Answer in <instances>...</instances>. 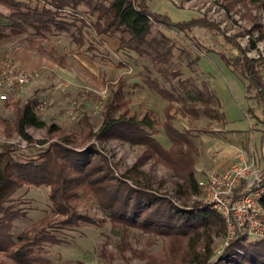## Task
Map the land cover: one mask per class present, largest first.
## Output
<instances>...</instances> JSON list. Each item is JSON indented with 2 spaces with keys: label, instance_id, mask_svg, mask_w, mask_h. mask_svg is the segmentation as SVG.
Here are the masks:
<instances>
[{
  "label": "rangeland",
  "instance_id": "374dc122",
  "mask_svg": "<svg viewBox=\"0 0 264 264\" xmlns=\"http://www.w3.org/2000/svg\"><path fill=\"white\" fill-rule=\"evenodd\" d=\"M26 1L32 5L45 4V0ZM147 1L153 10L167 13L175 20L203 15L220 32L237 41L245 54L264 57V0ZM62 13L67 19H72L73 15L78 17V26H81V19L86 21V26L83 25L84 46H78L71 33L66 31L42 36L31 28L17 34L11 33L9 27L5 29L9 35L0 42V66L6 58H13L27 68L30 77L20 92H9L7 100L0 98V143H19L22 147L16 150V156L21 161L30 160L54 143H64L70 150L64 152L67 158H59V162L65 166L66 188L71 189L67 205L91 221L78 218L74 224L56 222L58 217L52 215L51 186L25 183L5 203L7 208L22 213L13 219L11 234L17 237L44 217L53 222V226L47 227L53 238L42 244V256L37 264H164L181 260L190 240L182 226L179 232L168 233L129 220L115 221L101 197L109 204L115 203L120 196L130 193L125 183L135 186L137 183L163 198L156 204L157 209H152L151 218L155 220L150 223L158 225V221L165 222V219L172 223L171 226H176L179 223L176 214L167 219L158 216V212L168 209L165 206L168 198L174 206L180 207L173 208V212L185 213L198 202L201 208L204 207L201 193L196 195L187 189L186 174L193 169L199 181L214 172L204 170L201 173L197 165L204 162L207 168L213 167L220 158L221 144L229 142L234 151L236 145L242 149L238 152L242 156L233 164L241 158H248L264 167V108L249 96L248 77L220 55L240 51L223 38L214 45L204 29L183 31L154 22L148 40L160 39L162 51L171 48L164 61H156L152 57L155 54L153 48H150L151 55H141L122 45L119 34H97L90 25L97 12L90 11L87 4L82 3L75 10L63 9ZM198 40L203 45L198 46ZM21 51L28 53L29 66L17 58ZM60 55H65L63 65L58 63ZM261 71L264 74V65ZM148 77L174 97H166L149 86L146 83ZM122 82L129 114L141 118L151 111L157 125L146 130L167 149L172 142L164 127L166 106L173 105L169 112L171 121L191 143L184 146L191 157L185 170L182 165L173 167L146 143L128 139L113 130L101 134L107 97L113 89H119ZM196 87L217 91L225 117L205 115L201 112V102L197 104L199 115L184 108V103L191 102L186 89L192 91ZM4 90L0 85V94ZM28 100L34 102L37 115L46 122L42 127H27L37 141L34 148L28 147L16 124L19 110ZM123 111L121 108L112 113L118 117ZM207 147H212L211 157L206 153ZM71 151L73 153H69ZM75 155H80L81 163L85 161L84 165L89 163L87 166L93 168L90 179L96 189L86 188L87 178H80L84 172L73 169L77 163ZM180 220L183 221L181 215ZM197 227L202 232L210 228L214 239L213 253L206 264H264V255L257 256L253 252V245L264 236L243 234L226 250L230 244L226 238L227 227L224 230L219 224H199ZM202 245L201 239L198 253L203 252ZM0 264L25 263H16L0 253Z\"/></svg>",
  "mask_w": 264,
  "mask_h": 264
},
{
  "label": "trees",
  "instance_id": "16d2710c",
  "mask_svg": "<svg viewBox=\"0 0 264 264\" xmlns=\"http://www.w3.org/2000/svg\"><path fill=\"white\" fill-rule=\"evenodd\" d=\"M107 1L45 0V4L43 5H32L26 0H0V7L3 8L0 9V42L9 35L5 31L7 27L10 28L13 34L31 28L36 34L42 36H46L47 33L55 34L59 31L70 32L73 40L78 46L82 47L86 39L83 31V25L85 24L86 26V21L81 19V26H78V17L73 15L72 19H67V15L62 13L63 9L75 10L82 3L87 4L93 13L97 12L95 21L90 23L97 34H119L122 45L135 50L141 55H151L150 48H153L155 54L152 57L156 61H164L171 51V48L168 47L165 51H162L159 46L161 43L160 39L148 40L147 36L152 32L151 28L154 22L176 27L183 31H192L195 28H201L211 36L210 38L214 45H218L219 40L223 38L226 43L239 49V53L233 54L230 51L228 53L223 52L220 55L235 70L248 77L249 96L254 98L264 108V74L261 71V67L264 65V57L254 58L245 54L237 41L233 40L229 35L220 32L217 26L207 20L203 15H195L185 20H175L167 13L153 10L147 0H109L108 3ZM72 28H75V30ZM201 45L203 43L199 42L198 46ZM58 60L60 64H64V55H60ZM146 83L155 88L160 94L166 95V97H174L166 89L158 86V84H154L149 77ZM123 86L124 82L120 84L119 89H113L107 97L104 120L100 128L101 134L103 135L113 130L120 133V135L128 137V139L139 140L142 143H146L173 167L177 168V165H182V168L185 170L188 160L191 157L189 151L184 146L191 143L171 121L172 115L169 112L173 105L169 103L166 106L167 120L164 123V127L166 134L172 142L170 148L167 149L146 130L147 128L152 129L157 125L156 119L152 117L151 111H147L141 118H138L137 114H129V102L123 94ZM186 93L187 97L191 99V102L184 103L183 106L188 111L199 115L200 112H198L199 108L197 104L201 102L203 104L201 112L205 115L212 118L225 117V111L222 109L221 100L216 90L196 87L192 91L187 88ZM33 104L34 102L32 100L25 102L20 108L16 120L17 130L23 139L27 141L28 147L30 148H34L37 145V141L27 131V127L29 125L39 127L46 125V122L37 115ZM121 108L124 111L118 117L114 116L112 111ZM63 144L54 143L52 147L44 148L41 152H37V155L30 160L21 161L16 156V150L22 147L19 143H0V253H4L16 263L37 264L42 256V244L53 238V235L49 234L47 230L48 226H53V222L48 221V217L42 218L32 227L24 232H20L17 237L11 234L13 219L19 217L22 213H19V210L7 208L5 203L9 200L11 194L23 186V184L46 183L51 186L52 193L50 198L54 204L52 215L58 217L56 222L60 224H74L77 223L78 218L91 221V219L83 215H78L74 209H71L69 204L67 205L66 200L70 195L69 192L71 189L66 188L68 183V179L65 177L66 170L65 166L59 162V158H67L66 156L68 155L64 152H68L70 149ZM69 153L73 152L71 151ZM75 160H77V163H75L73 169L84 172L80 178H87L88 181L84 184L86 188L96 189V187L92 186L93 181L90 179L93 168L87 166L89 163L84 165L85 161L81 163L82 158L80 155H75ZM83 165L87 166V168L85 169ZM186 177L187 189H190L196 195L201 193L193 169L187 171ZM125 184L130 193H127L128 195L123 194L124 196H120L115 203L111 202L109 204L101 197L104 207L110 210L109 213L113 220L122 222L129 220L137 225H149V227H156V229H162L168 233L179 232L180 226H182L190 238L188 242L189 248L181 260L179 259L164 264L207 263L213 253V235L210 228L202 232L197 226L199 224L202 226L219 224L224 230L227 224L224 217L218 211L204 204V207L201 208L202 205L198 202L193 209L185 210V213L180 210L173 212V208L180 209V207L174 206L168 198L167 203H165L168 209L159 211L158 216L162 218L166 216L165 218L172 219L174 218L173 215L176 214L179 223L176 226H171L172 223H168L165 219V222H162L163 220L161 219L158 221V225H156L157 223H150L151 220H155L151 218V215L157 209L156 204L161 202L160 200H163V198H159V196L151 192L147 187L137 183L136 186L129 183ZM154 205L156 206L154 207ZM180 215L183 221L180 220ZM140 216H143V220H141ZM242 236L244 235H236L233 237L226 250L231 248L234 242H237ZM201 239L203 240V252L198 253L197 246ZM253 247V252L257 256L264 255V238L254 244Z\"/></svg>",
  "mask_w": 264,
  "mask_h": 264
},
{
  "label": "built area",
  "instance_id": "2783aa9c",
  "mask_svg": "<svg viewBox=\"0 0 264 264\" xmlns=\"http://www.w3.org/2000/svg\"><path fill=\"white\" fill-rule=\"evenodd\" d=\"M29 75L15 59L6 58L0 66V85L5 88L0 98L7 100L9 92H20ZM197 183L204 205L224 217L227 242L242 234L264 236V167L254 159L241 158L231 167L214 171Z\"/></svg>",
  "mask_w": 264,
  "mask_h": 264
},
{
  "label": "crops",
  "instance_id": "0c3cea01",
  "mask_svg": "<svg viewBox=\"0 0 264 264\" xmlns=\"http://www.w3.org/2000/svg\"><path fill=\"white\" fill-rule=\"evenodd\" d=\"M65 56V55H64ZM17 58L18 59H21L22 60V62H24L27 66H29L30 64V62H28V58H29V55H28V53L27 52H25V51H21V52H19L18 53V55H17ZM59 63V62H58ZM60 64V63H59ZM82 65H83V63H81ZM21 65L27 70V68L21 63ZM60 65H63V64H60ZM230 145H233V144H231V143H227V145L225 144H221L220 145V148H221V153H218V154H220L219 156H220V158L219 159H217L216 161H215V165L213 166V167H210V168H207V166L204 164V162H200V163H198V165H197V169L198 170H200L201 171V173H203L204 172V170H206V171H223V170H225V169H227V168H229V167H231L232 166V164H233V162L235 161V160H237V159H239L238 157L240 156H242V154L240 153H238L239 151H242V149L241 148H239L238 147V145H236V152L234 151V149L233 148H230ZM212 147H207V149H206V153L208 154V156H212ZM219 149V148H218ZM225 149V150H224ZM233 151H234V153H233ZM243 151H244V149H243ZM202 152V151H201ZM203 153V152H202ZM203 155V154H202ZM205 178V177H204ZM204 178H202V179H204ZM201 179V178H200Z\"/></svg>",
  "mask_w": 264,
  "mask_h": 264
},
{
  "label": "water",
  "instance_id": "95a60500",
  "mask_svg": "<svg viewBox=\"0 0 264 264\" xmlns=\"http://www.w3.org/2000/svg\"><path fill=\"white\" fill-rule=\"evenodd\" d=\"M263 121H264V115H263Z\"/></svg>",
  "mask_w": 264,
  "mask_h": 264
}]
</instances>
